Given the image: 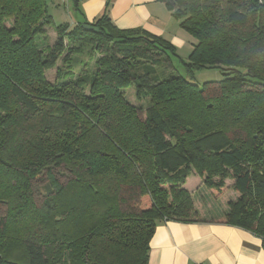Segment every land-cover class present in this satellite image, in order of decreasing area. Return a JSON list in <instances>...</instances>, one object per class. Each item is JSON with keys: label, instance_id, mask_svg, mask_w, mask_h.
<instances>
[{"label": "trees", "instance_id": "16d2710c", "mask_svg": "<svg viewBox=\"0 0 264 264\" xmlns=\"http://www.w3.org/2000/svg\"><path fill=\"white\" fill-rule=\"evenodd\" d=\"M69 1L57 24L48 0H0V264H147L159 223L197 218L192 172L213 197L233 182L218 220L264 250V0H158L193 42L184 61L163 37L115 27L108 6L89 23ZM181 65L223 79L199 87Z\"/></svg>", "mask_w": 264, "mask_h": 264}, {"label": "crops", "instance_id": "0c3cea01", "mask_svg": "<svg viewBox=\"0 0 264 264\" xmlns=\"http://www.w3.org/2000/svg\"><path fill=\"white\" fill-rule=\"evenodd\" d=\"M106 6L112 24L118 29H142L163 37L176 50L187 48L189 56L193 44L191 38L162 2L80 0L82 14L89 23L98 18ZM194 208L196 213L199 212L196 206ZM218 219L199 216L194 221L159 223L149 244L147 264H264L260 238L237 226L223 224Z\"/></svg>", "mask_w": 264, "mask_h": 264}, {"label": "rangeland", "instance_id": "374dc122", "mask_svg": "<svg viewBox=\"0 0 264 264\" xmlns=\"http://www.w3.org/2000/svg\"><path fill=\"white\" fill-rule=\"evenodd\" d=\"M49 2V11L51 15L53 16V19L57 24L59 23H67L73 15V10L71 8V4L69 0H48ZM47 34V43L52 46L55 42V34L51 29H47L46 31ZM43 41V38L37 39V43L41 46ZM188 52L187 48L185 49H177V55L179 58H181L183 61L186 60L188 57ZM100 57V54L98 53H93L92 56L90 57V61L86 63V68L85 70L92 71L95 68V62L97 59ZM81 58V57H80ZM84 62H87V56H83L81 58ZM176 63V62H175ZM61 63L58 62L56 67L54 69H51L46 72V79L50 82L53 83L55 81L56 77V68L60 67ZM179 66V65H178ZM182 67V68H181ZM181 67L178 68L179 72L178 74L182 76L183 78L187 79L191 83L198 85L201 87L205 83H219L222 79V71L219 69H202V70H194L192 72L188 71ZM81 68V64L79 69ZM77 74L78 71H75ZM124 97L127 102H129L132 106L136 107L139 111V116L143 120L144 119V111L146 109V102L145 100H138L135 98L134 95V89L129 87L124 90ZM58 182L60 184H65L68 180V174L67 173H60L59 175L56 176ZM232 181L226 180L225 185H226V190L225 192L220 195V196H215L213 197L210 193L209 190H207L203 185H202V179L199 178L194 172L191 173V175L186 179V182L184 184V189L187 190L191 196H192V201L194 206L198 209L199 212L196 213L197 218L199 216H204L208 218H216V217H221L223 214L227 211V203L228 202H234L238 195L233 189L231 188L232 186ZM44 185L45 182L42 181V183H38L34 185V199L36 204H40L42 199H43V194L45 193L44 191ZM4 213V208L0 207V216L3 215ZM200 213V215H199Z\"/></svg>", "mask_w": 264, "mask_h": 264}, {"label": "water", "instance_id": "95a60500", "mask_svg": "<svg viewBox=\"0 0 264 264\" xmlns=\"http://www.w3.org/2000/svg\"><path fill=\"white\" fill-rule=\"evenodd\" d=\"M83 28H85V29H90L88 26H83Z\"/></svg>", "mask_w": 264, "mask_h": 264}]
</instances>
